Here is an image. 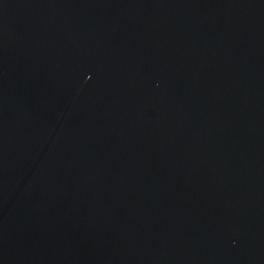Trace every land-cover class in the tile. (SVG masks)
I'll return each instance as SVG.
<instances>
[{
  "label": "water",
  "instance_id": "water-1",
  "mask_svg": "<svg viewBox=\"0 0 264 264\" xmlns=\"http://www.w3.org/2000/svg\"><path fill=\"white\" fill-rule=\"evenodd\" d=\"M0 264H264V0H0Z\"/></svg>",
  "mask_w": 264,
  "mask_h": 264
}]
</instances>
